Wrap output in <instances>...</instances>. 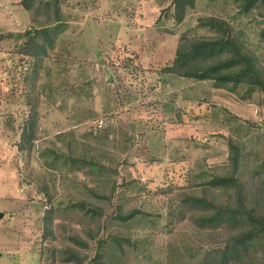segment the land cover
Masks as SVG:
<instances>
[{"label":"rangeland","instance_id":"obj_1","mask_svg":"<svg viewBox=\"0 0 264 264\" xmlns=\"http://www.w3.org/2000/svg\"><path fill=\"white\" fill-rule=\"evenodd\" d=\"M177 9L0 0V264H231L223 250L240 230L200 228L192 200L264 213V92L159 71L183 37L213 34L199 26L208 17L264 69V5L195 0L182 20ZM49 25L62 28L48 56L25 55L17 36ZM235 154L240 194L193 188L233 173ZM262 237L239 264H264Z\"/></svg>","mask_w":264,"mask_h":264},{"label":"trees","instance_id":"obj_2","mask_svg":"<svg viewBox=\"0 0 264 264\" xmlns=\"http://www.w3.org/2000/svg\"><path fill=\"white\" fill-rule=\"evenodd\" d=\"M22 1L27 9L33 7V0ZM236 2L239 3L240 10L244 13L249 12L257 4L264 5V0H236ZM194 3L195 0H176L177 10H179L178 20H182L185 9L194 7ZM43 5L48 10L54 6L50 2H45ZM199 26L211 30L213 34L206 37H183L177 48L173 64L162 68L159 73L195 81H211L217 88H229L232 91L243 86L248 88V94L256 90L264 92V69L257 59L250 55L246 45L236 38L233 28L225 20L217 17L204 18L200 20ZM61 28V26H41L38 29H29L23 35L17 36L28 40L24 54L36 60L48 56L49 50L54 45V33L60 31ZM30 117L29 131L25 132L26 144L33 141L35 137L37 122L34 115ZM238 157L235 154L231 158L234 164L233 173L213 175L207 183L193 188L206 187L209 190L224 191L235 189L240 194L242 188L239 180L234 176L239 167ZM89 165L93 169L104 168L94 160ZM192 201L194 211L196 209L199 213L197 223L200 228L211 231L218 227L229 226L231 229L240 230L225 246L223 250L225 259H228L231 264H239L250 257L247 256V251L253 244H258L259 237L264 236V213L262 214L254 206L249 208L242 202L233 206H215L204 197H194ZM257 203L260 204L259 201ZM244 217L246 227L243 229L239 226V220ZM100 257L101 255L98 258Z\"/></svg>","mask_w":264,"mask_h":264},{"label":"water","instance_id":"obj_3","mask_svg":"<svg viewBox=\"0 0 264 264\" xmlns=\"http://www.w3.org/2000/svg\"><path fill=\"white\" fill-rule=\"evenodd\" d=\"M3 214H0V217H2Z\"/></svg>","mask_w":264,"mask_h":264}]
</instances>
